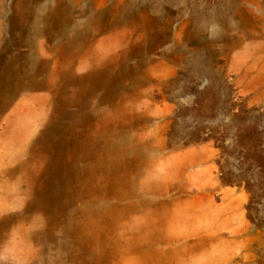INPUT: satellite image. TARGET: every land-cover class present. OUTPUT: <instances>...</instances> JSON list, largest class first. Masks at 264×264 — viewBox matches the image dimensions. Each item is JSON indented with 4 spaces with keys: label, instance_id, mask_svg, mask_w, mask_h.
I'll return each mask as SVG.
<instances>
[{
    "label": "rangeland",
    "instance_id": "obj_1",
    "mask_svg": "<svg viewBox=\"0 0 264 264\" xmlns=\"http://www.w3.org/2000/svg\"><path fill=\"white\" fill-rule=\"evenodd\" d=\"M0 264H264V0H0Z\"/></svg>",
    "mask_w": 264,
    "mask_h": 264
}]
</instances>
